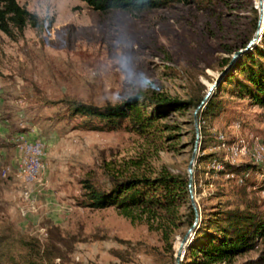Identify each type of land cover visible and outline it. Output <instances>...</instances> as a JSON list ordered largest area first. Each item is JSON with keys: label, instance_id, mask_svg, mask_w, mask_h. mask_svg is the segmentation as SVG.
Here are the masks:
<instances>
[{"label": "rangeland", "instance_id": "374dc122", "mask_svg": "<svg viewBox=\"0 0 264 264\" xmlns=\"http://www.w3.org/2000/svg\"><path fill=\"white\" fill-rule=\"evenodd\" d=\"M17 1L35 15L36 26L29 22L23 35L14 31L13 37L0 31V255L9 254L0 256V263L21 256L20 240L44 244L46 220L79 237L70 264L119 263L112 251L125 249L120 240L136 244L128 264L167 263L166 244L154 228L116 208L80 207L81 182L90 177L105 182L104 165L149 175L188 174L195 108L169 112L156 123V138H150L78 129V120L58 119L53 103L72 98L114 104L140 93L197 102L226 60L254 37V10L264 1L195 0L138 15L95 12L79 0ZM221 99L218 116L199 121L194 163L199 213L248 205L264 210V107L230 91ZM202 129L209 141L205 151ZM219 135L238 149L230 164L254 162L257 169L246 178L221 174L226 155L218 147ZM38 141L45 168L27 185L21 161ZM205 155L210 157L202 160ZM188 209L184 205L181 211ZM189 229L184 224L172 237L175 256ZM263 246L233 264L256 259Z\"/></svg>", "mask_w": 264, "mask_h": 264}, {"label": "trees", "instance_id": "16d2710c", "mask_svg": "<svg viewBox=\"0 0 264 264\" xmlns=\"http://www.w3.org/2000/svg\"><path fill=\"white\" fill-rule=\"evenodd\" d=\"M88 9L108 13L114 10L138 15L147 10L165 9L173 4H191L195 0H79ZM254 33L258 25V11L254 10ZM35 15L21 6L17 0H0V31L13 37L14 31L23 35L28 23L33 24ZM252 39V38H251ZM244 44V48L250 40ZM243 49V48H242ZM231 58L226 60L228 66ZM213 93L199 112V121H211L223 110L222 95L228 91L247 97L253 105L264 107V30L260 41L250 50L242 54L233 69ZM203 99V98H202ZM197 102L182 101L163 96L158 93H140L118 103L98 105L94 102L65 98L53 104L59 107L57 113L61 120H78L77 128L87 131H121L132 132L142 137L156 138V123L169 112L196 108ZM145 101V103H144ZM204 135L202 150L209 148L207 135ZM217 139V138H216ZM205 155L202 160L208 159ZM220 160L216 159V162ZM221 162V161H220ZM223 162V161H222ZM107 180L98 183L94 178H85L82 183L83 193L78 200L82 208L102 210L116 208L131 220L145 223L154 228L162 236L166 244L168 262L175 264L176 251L172 237L182 226L192 227L195 213L191 206L188 188V174H173L163 171L157 175L128 172L127 169H111L104 165ZM221 174L238 176L254 172L258 165L253 162L233 165L225 163ZM196 184V181H194ZM188 206V212L181 211ZM136 213V214H135ZM198 225L193 231L190 242L186 246L181 264H233L242 255L257 249L264 243V210L257 205L245 208H226L212 212H201ZM186 220V221H183ZM47 232L44 244L36 245L32 239L20 240L21 254L16 258L10 255L4 264H70L76 245L80 242L77 235H65L58 225L52 221L43 222ZM10 244V240H8ZM124 250H113V255L120 260L115 264H128L130 254L136 244L131 240L119 241ZM3 254L0 256H8ZM1 264V263H0ZM243 264H264V246L254 260Z\"/></svg>", "mask_w": 264, "mask_h": 264}, {"label": "water", "instance_id": "95a60500", "mask_svg": "<svg viewBox=\"0 0 264 264\" xmlns=\"http://www.w3.org/2000/svg\"><path fill=\"white\" fill-rule=\"evenodd\" d=\"M262 3V2H261ZM259 12L258 16V25H257V30L255 32L254 37L250 40V42L247 44V46L241 50L236 51L231 58V61L229 62L228 66L220 73L218 79L216 82L210 86L208 89L207 93L203 97L200 105L196 108L194 111V127H195V133H196V139H195V144H194V149H193V154L191 157V160L188 165L187 173H188V188H189V193H190V201H191V206L193 208V211L195 213V221L192 227L188 230V232L185 234L182 240V244L177 252L176 258H175V264H181L184 256V252L186 250V243L190 241V237L193 234L194 229L198 225L200 221V213L198 210V206L196 203L195 199V193H194V163L196 160V154L198 150V144L200 140V127H199V112L200 110L204 107V105L207 103V101L213 96L214 91L220 86V84L223 82V79L227 76V74L233 69L236 61L238 58L250 50L253 46H255L261 39L262 33L260 30V25L261 22L264 18V12L262 9ZM264 30V27H263Z\"/></svg>", "mask_w": 264, "mask_h": 264}, {"label": "bare ground", "instance_id": "6f19581e", "mask_svg": "<svg viewBox=\"0 0 264 264\" xmlns=\"http://www.w3.org/2000/svg\"><path fill=\"white\" fill-rule=\"evenodd\" d=\"M261 9L264 12L263 2L261 3ZM263 27H264V18L260 25L261 33L263 31ZM217 141L219 142L218 147L226 155V162L228 163L234 162L238 156L237 147L233 144L227 143L224 135H219ZM41 143L39 142L34 146L28 147V149L24 152L25 157L23 159V162L21 161V171L23 173L24 183L27 185H33L38 180V177L41 175V173L43 172L45 168L44 164L41 162V155H42ZM30 161H31V164H30Z\"/></svg>", "mask_w": 264, "mask_h": 264}, {"label": "crops", "instance_id": "0c3cea01", "mask_svg": "<svg viewBox=\"0 0 264 264\" xmlns=\"http://www.w3.org/2000/svg\"><path fill=\"white\" fill-rule=\"evenodd\" d=\"M21 135L25 137V134H21Z\"/></svg>", "mask_w": 264, "mask_h": 264}, {"label": "built area", "instance_id": "2783aa9c", "mask_svg": "<svg viewBox=\"0 0 264 264\" xmlns=\"http://www.w3.org/2000/svg\"><path fill=\"white\" fill-rule=\"evenodd\" d=\"M20 143V142H19ZM30 164H31V161H30Z\"/></svg>", "mask_w": 264, "mask_h": 264}]
</instances>
